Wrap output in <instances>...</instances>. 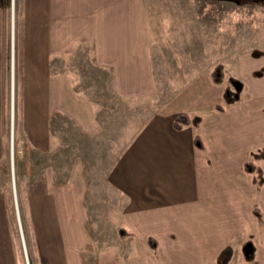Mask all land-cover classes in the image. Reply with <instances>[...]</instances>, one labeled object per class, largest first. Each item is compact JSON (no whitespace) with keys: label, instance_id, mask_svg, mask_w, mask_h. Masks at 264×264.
<instances>
[{"label":"crops","instance_id":"0c3cea01","mask_svg":"<svg viewBox=\"0 0 264 264\" xmlns=\"http://www.w3.org/2000/svg\"><path fill=\"white\" fill-rule=\"evenodd\" d=\"M12 1L15 126L33 149L65 148L67 160L65 180L50 175L27 200L33 264H221L227 248L228 264H264V57L171 55L173 44L153 39L146 0H0V31ZM77 62L96 69L102 87L92 94L107 88V75L113 82L114 139L103 136L105 111L111 116L113 108L79 89ZM219 64L221 84L212 78ZM231 78L243 83L240 98L217 111ZM9 110L1 95L8 155ZM180 114L202 121L176 130ZM63 125L71 138L57 131ZM10 213L0 205V264H25Z\"/></svg>","mask_w":264,"mask_h":264},{"label":"rangeland","instance_id":"374dc122","mask_svg":"<svg viewBox=\"0 0 264 264\" xmlns=\"http://www.w3.org/2000/svg\"><path fill=\"white\" fill-rule=\"evenodd\" d=\"M146 1L153 39L156 42L157 40L170 42L169 46L173 44L174 48H168L174 51L171 55L190 56L195 53L193 56L202 62L229 58L232 60L243 54L264 57V0ZM11 3L9 10L5 9L3 14V29L0 31V57H3L4 63V70L0 71V97L4 96L5 103L8 95L10 108L9 155L6 137L1 140L0 136V205L8 204L11 212L10 221L13 219V223L11 222L10 235L14 248L16 246L19 248L20 257L23 256L25 264H33L34 247L30 235L27 200L36 190L41 191L44 184L50 180V175L57 180L56 182L65 180L63 172L67 160H64L65 148L61 149L64 151L60 150L61 152L52 154L33 149L26 141L25 135L20 134L15 126L18 103L16 55L19 32L17 23L15 24L16 6H13V1ZM4 5L7 7L6 4ZM182 46L183 51L180 50ZM71 65L75 67V74L83 77L80 78L79 89L84 86L87 93L93 95L95 101H100L102 106L109 105L113 108H111L113 112L111 116L109 110L105 111L103 120L106 121V129L103 130V136L106 141L116 138L118 127L109 128L116 121L119 110L117 105H112L118 104L119 101L113 99L111 78L108 75L105 77L107 88L99 89L101 91L99 94H92L93 86L102 87L92 63L88 69L81 62ZM99 79H102L101 75ZM144 107L143 100H138L139 113ZM56 125L59 126L58 123ZM58 126H56L57 131L62 137L71 134V138L72 131L66 132L64 125L61 126L62 128ZM113 146V143H107V147ZM104 162L107 164L109 160L105 159ZM13 224L16 225L18 234H13L15 232Z\"/></svg>","mask_w":264,"mask_h":264},{"label":"trees","instance_id":"16d2710c","mask_svg":"<svg viewBox=\"0 0 264 264\" xmlns=\"http://www.w3.org/2000/svg\"><path fill=\"white\" fill-rule=\"evenodd\" d=\"M212 78L216 83L221 84L224 81V66L222 64H219L215 67L214 71L212 72ZM243 89V83L235 78L230 79V85L225 89L224 95H223V104L217 105L216 110L217 111H224L225 106L231 105L235 102H237L240 98L241 92ZM202 121V117L199 115H188V114H180L175 117L173 121V126L176 130H182L184 127L192 125V126H198ZM196 145L203 149V144L200 141L199 138L195 139ZM256 158V157H255ZM247 170L249 172H257L258 176L255 177L257 185H260L262 182V179L260 178V172L257 171L255 165L253 163L247 164ZM255 213L259 220H261V214L259 213V210L256 209ZM127 235V234H126ZM121 236H125V234L121 233ZM149 244L153 249H156V241L153 238L149 239ZM231 251V248H227L221 252L219 255V259H223L221 264H228L229 261V254L228 252Z\"/></svg>","mask_w":264,"mask_h":264},{"label":"flooded vegetation","instance_id":"af4514ba","mask_svg":"<svg viewBox=\"0 0 264 264\" xmlns=\"http://www.w3.org/2000/svg\"><path fill=\"white\" fill-rule=\"evenodd\" d=\"M230 2V1H229Z\"/></svg>","mask_w":264,"mask_h":264}]
</instances>
